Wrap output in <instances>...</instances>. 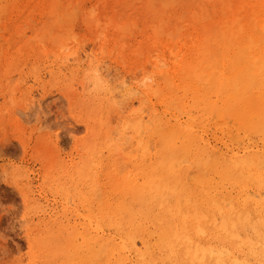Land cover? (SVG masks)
<instances>
[{
  "label": "bare ground",
  "instance_id": "obj_1",
  "mask_svg": "<svg viewBox=\"0 0 264 264\" xmlns=\"http://www.w3.org/2000/svg\"><path fill=\"white\" fill-rule=\"evenodd\" d=\"M137 1L0 0V24L37 11L45 30L81 12L100 47L114 44L118 66L130 61L113 83L97 75L104 97L71 100L90 141L45 182L82 214L71 225L30 200L40 220L28 230L29 264H264V0H146L150 19H163L140 40L123 22ZM75 36H54V52ZM114 90L133 98L118 106ZM110 114L122 129H109Z\"/></svg>",
  "mask_w": 264,
  "mask_h": 264
},
{
  "label": "rangeland",
  "instance_id": "obj_2",
  "mask_svg": "<svg viewBox=\"0 0 264 264\" xmlns=\"http://www.w3.org/2000/svg\"><path fill=\"white\" fill-rule=\"evenodd\" d=\"M131 3L125 7L123 22L129 26L135 22L138 26L136 37L140 40L146 27L163 17L152 21L150 12L153 9L150 8L153 7H149L146 0L129 6ZM155 7L161 10V6ZM11 11L12 7L9 14ZM16 13L15 10L7 23L2 18L0 24V43L3 42L0 47V264H29L28 230L40 220L29 205L30 200L64 213L68 220L65 223L79 222L78 215L82 212L71 197L67 199L49 190L46 172L55 163L67 168L77 163L82 146L90 141L87 129L74 114L75 101L71 100L81 96L104 97L105 93L97 87V75L104 70L102 78L107 72V79L113 83L123 77L126 65L130 63L126 58L128 61L118 66L120 55L111 50L114 44L111 46L107 42L100 47L102 38L97 37L96 30L92 34L83 30L85 22L81 12L71 20L52 23L45 30L44 14L26 12L20 19V12ZM94 27L97 28L95 23ZM71 31L77 36L72 38L70 48L56 54L57 42L54 44L53 37H62ZM11 44L15 50L10 52ZM70 53L73 57H69ZM144 60L140 59L134 65H140ZM98 68L100 72L98 70L96 74ZM153 76L154 70L150 68L142 82L149 84ZM116 91L120 90L113 91L115 97L111 101L118 106L133 98L129 95L131 91ZM44 93L48 96L46 101L31 107L32 111L28 108L27 112L28 99L36 101ZM139 108L138 102L134 101L129 111ZM105 110L110 111L109 108ZM129 111L123 113V117ZM110 115L113 123L109 129H122V117L115 121L113 114Z\"/></svg>",
  "mask_w": 264,
  "mask_h": 264
}]
</instances>
